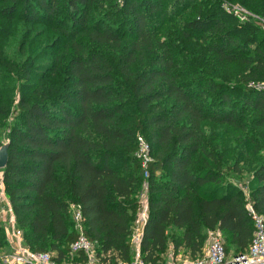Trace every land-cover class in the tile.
Instances as JSON below:
<instances>
[{"label": "trees", "instance_id": "16d2710c", "mask_svg": "<svg viewBox=\"0 0 264 264\" xmlns=\"http://www.w3.org/2000/svg\"><path fill=\"white\" fill-rule=\"evenodd\" d=\"M225 1L264 20V0H0V191L27 246L82 262L75 203L97 250L130 262L142 136L144 260L195 258L215 229L227 252L248 250L254 222L231 178H250L264 216V87L251 85L264 84V24Z\"/></svg>", "mask_w": 264, "mask_h": 264}, {"label": "built area", "instance_id": "2783aa9c", "mask_svg": "<svg viewBox=\"0 0 264 264\" xmlns=\"http://www.w3.org/2000/svg\"><path fill=\"white\" fill-rule=\"evenodd\" d=\"M228 11H233L245 20L248 16L244 14V9L239 5L224 4ZM257 87H264V84H254ZM140 150L138 156L141 159L145 169V182L140 194L138 195V209L136 218L132 226L131 247L133 251V259L124 261L120 257H115L109 253L99 252L94 242H92L85 233L84 217L82 208L79 204L72 203L70 206L71 215L74 220L75 228L78 233L77 240L71 244L70 249L73 255L83 256L82 262L57 260L55 253L35 251L26 245L22 231L17 227V221L13 208L4 193L3 189L0 195L4 207L2 213L3 221L8 230V243L11 248L9 252L0 255V264H149L142 256V239L144 235V227L149 218V185L147 177H149L148 164L152 161L150 155V147L144 137L139 136ZM246 194V192H245ZM247 211L254 222V233L252 242L247 251L234 254L229 253L225 249L224 236L220 229L210 231L207 245L202 254L193 258L191 256L182 257L168 264H264V216L259 214L250 197L247 196Z\"/></svg>", "mask_w": 264, "mask_h": 264}, {"label": "rangeland", "instance_id": "374dc122", "mask_svg": "<svg viewBox=\"0 0 264 264\" xmlns=\"http://www.w3.org/2000/svg\"><path fill=\"white\" fill-rule=\"evenodd\" d=\"M224 3L228 4V5H239V6H241V8L244 9V14L246 16L254 17V18L258 19L261 22L262 25L264 24V20L262 18L258 17V15H256V14L252 13L251 11H249L246 7L242 6L241 4H239V3L232 4V3L227 2V1H225ZM37 29H39V27H37ZM48 36H49L48 34H40V35H38L39 40H38L37 44L33 45V47L37 48L40 44L43 43V41H47L48 40ZM47 81H49L48 82V86L51 87L54 92H57V91L60 90V88H61V78L60 77H54V78L50 77V78L47 79ZM249 179L250 178L248 176H246V175L242 176V177L234 176V177L231 178L233 183L238 185V187L242 188L244 190V192H246V196L250 195V192H251L250 185H249ZM1 192H2V190L0 191V195H1ZM3 207H4V205H3L2 201L0 200V220L2 221V223H3V218L7 219V217H4V214L2 213ZM5 230H6V237H8V230L6 228H5ZM209 233H208V237H209ZM207 241H208V239H207ZM206 245H207V243H206ZM9 250H11V248L7 244V246L3 249L2 252L6 253V252H9ZM168 262H169V260H168V258L166 256L165 262H163V263L164 264H168Z\"/></svg>", "mask_w": 264, "mask_h": 264}, {"label": "water", "instance_id": "95a60500", "mask_svg": "<svg viewBox=\"0 0 264 264\" xmlns=\"http://www.w3.org/2000/svg\"><path fill=\"white\" fill-rule=\"evenodd\" d=\"M8 146L9 143L7 142L0 148V168L6 167L8 163Z\"/></svg>", "mask_w": 264, "mask_h": 264}, {"label": "crops", "instance_id": "0c3cea01", "mask_svg": "<svg viewBox=\"0 0 264 264\" xmlns=\"http://www.w3.org/2000/svg\"><path fill=\"white\" fill-rule=\"evenodd\" d=\"M186 256H190V255L186 254V252L183 250H180L178 253H174L172 250H170V252L167 255V258L169 261H174L176 259L186 257Z\"/></svg>", "mask_w": 264, "mask_h": 264}]
</instances>
